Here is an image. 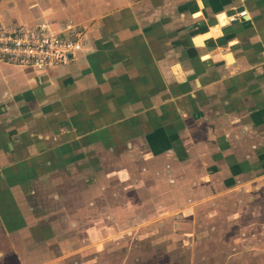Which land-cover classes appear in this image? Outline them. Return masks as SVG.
Returning <instances> with one entry per match:
<instances>
[{"label": "crops", "instance_id": "1", "mask_svg": "<svg viewBox=\"0 0 264 264\" xmlns=\"http://www.w3.org/2000/svg\"><path fill=\"white\" fill-rule=\"evenodd\" d=\"M42 24L87 31L72 63L0 61V264H60L92 220L171 217L224 264H264V210L237 221L264 201V0H0V25Z\"/></svg>", "mask_w": 264, "mask_h": 264}, {"label": "rangeland", "instance_id": "2", "mask_svg": "<svg viewBox=\"0 0 264 264\" xmlns=\"http://www.w3.org/2000/svg\"><path fill=\"white\" fill-rule=\"evenodd\" d=\"M223 206H227V208L221 207L223 214L231 210L232 207L236 208L234 203L223 204ZM257 207L264 210V201L261 204L258 202L252 204L250 209H245L243 218L237 220L238 225L242 226L243 222L252 221L253 211L256 213ZM202 211L200 214L204 215L206 209ZM223 214L218 217L220 220L214 221L211 226L221 225L226 228L228 221H224ZM179 219L177 217L138 219L130 227H124L125 225L118 218L115 220L110 218L97 221L89 220L92 222L90 233L87 235L85 233V236L74 235L73 237L75 240L84 239L85 244L82 245L85 248L73 251L74 255L69 256L60 264H224L229 255L228 250H212L208 243L210 238H207L205 233L200 234L201 232H199L195 236H183L184 228L176 229V225L180 222ZM89 221L79 219L77 227H82L79 231H84L85 225ZM211 226L209 225V227ZM73 232L76 234L78 231ZM68 239H72V237Z\"/></svg>", "mask_w": 264, "mask_h": 264}, {"label": "built area", "instance_id": "3", "mask_svg": "<svg viewBox=\"0 0 264 264\" xmlns=\"http://www.w3.org/2000/svg\"><path fill=\"white\" fill-rule=\"evenodd\" d=\"M238 15L243 17L247 11ZM86 31L78 24H67L56 30L45 24L28 28L0 25V61L38 70L72 63L83 47Z\"/></svg>", "mask_w": 264, "mask_h": 264}, {"label": "bare ground", "instance_id": "4", "mask_svg": "<svg viewBox=\"0 0 264 264\" xmlns=\"http://www.w3.org/2000/svg\"><path fill=\"white\" fill-rule=\"evenodd\" d=\"M220 15V14H219ZM218 15V16H219ZM229 21H228V18L225 16V14H222V15H220V17H219V25L218 26H224L225 24H227ZM217 28H219V27H216V29ZM217 30H219V29H217ZM203 42H201L199 45H201ZM230 61L232 60V57L231 56H229V57H227ZM176 70V69H175ZM179 71V70H178Z\"/></svg>", "mask_w": 264, "mask_h": 264}]
</instances>
